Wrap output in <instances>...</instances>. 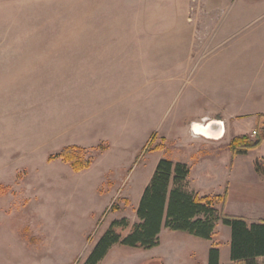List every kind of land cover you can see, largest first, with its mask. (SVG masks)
<instances>
[{"label":"rangeland","instance_id":"obj_1","mask_svg":"<svg viewBox=\"0 0 264 264\" xmlns=\"http://www.w3.org/2000/svg\"><path fill=\"white\" fill-rule=\"evenodd\" d=\"M263 15L264 0H0V264H86L115 220L126 237L143 175L189 161L192 126L180 135L200 113L225 122L226 143L264 136ZM80 140L90 168L50 160ZM226 150L210 196L264 218V142ZM147 251L116 244L99 264Z\"/></svg>","mask_w":264,"mask_h":264},{"label":"trees","instance_id":"obj_2","mask_svg":"<svg viewBox=\"0 0 264 264\" xmlns=\"http://www.w3.org/2000/svg\"><path fill=\"white\" fill-rule=\"evenodd\" d=\"M264 136L251 140L247 136L235 137L230 148L233 157L259 148ZM85 148L78 145L64 147L50 160L61 158L73 170L80 172L90 168L92 157H84ZM257 171L261 168L257 167ZM190 167L182 162L161 159L151 182L146 187L137 208L139 222L131 232L122 237L117 227H126V221H113L111 227L101 237L86 264H99L116 244L132 248L151 249L160 244V233L165 225L170 230L186 232L190 235L211 240L217 234L220 221L232 232L231 259L243 264H258L257 258L264 257V221L249 224L245 217L226 212L228 191L219 196H200L187 189ZM264 174V172H263ZM173 186V188H172ZM222 208H217V202ZM220 250L213 247L209 253V264H219Z\"/></svg>","mask_w":264,"mask_h":264},{"label":"crops","instance_id":"obj_3","mask_svg":"<svg viewBox=\"0 0 264 264\" xmlns=\"http://www.w3.org/2000/svg\"><path fill=\"white\" fill-rule=\"evenodd\" d=\"M226 16L230 18L232 17L231 15H226ZM261 20L264 21V15L253 20V23H259ZM239 21L246 22V19L245 17H243V20L240 18ZM242 26L243 25L239 26L237 29H239ZM50 48L51 50L54 51L56 50V47H50ZM73 49H78V47H73ZM63 53L66 54L69 52H63ZM71 53L73 54L79 52L72 51L70 52V54ZM97 76H99L97 72L96 74H89V73L87 74V72H83L80 73V78H81L80 80L86 82L88 78L89 79H92L93 77L97 78ZM95 102H97L96 104L97 109L96 110L94 109L92 112H90L87 115H90V117L98 118L102 114L101 111L102 100L100 96L98 99H95ZM106 109L110 110V108L107 107L105 108V110ZM209 117L210 115L207 114L203 115L202 113L192 117L188 122L185 123L183 128L184 130L180 136H182V138L183 136L185 137V135L187 136L190 125L192 126L195 123L218 121ZM200 119H202L204 122H201ZM219 121H221L224 124V133L221 137L215 139L216 137L205 138L203 136L194 135V137H190V138L188 136L187 140H185L186 142L183 143L179 142L178 149H184L188 151V154L185 151V154L188 155V160H189L188 162H182V160H180L179 158L181 157L179 154L172 156L173 159L176 160L177 162H182L190 166L191 171L186 182L187 189L189 191L199 194L200 196H210L216 194L214 190L218 189L219 186L216 185L214 187V190H212L210 189L211 188L210 184L213 183L217 177V171L220 168L219 160L225 157L226 155L225 151H227L226 150L227 148L231 150L230 143H226L223 141V138L225 137L226 134V124L223 120H219ZM83 140H80L81 142L76 141L74 143H71V145L83 146L85 145ZM100 140H103V138L99 139V141ZM205 144H207V146H205ZM66 146H70V145H66ZM181 153L182 152H180V154ZM231 161H229V163L226 162V170H227V164L229 166L231 164ZM196 167H197V171H194V168ZM230 169H229V174H230ZM154 173L155 172L152 170V172L143 175V179H142L143 185L139 188L138 203L140 202L146 187L151 182ZM204 182L206 184H204ZM200 184L201 185L203 184L204 186H201ZM221 187H223V185ZM227 208H228V202H227ZM227 208H226V212L230 214ZM259 214L260 213L256 212L255 218H251L252 216H248V215H239V216L245 217L247 222L249 224H252V223H259L261 221H264V218L262 216H259ZM216 230H217V234L213 237V239L206 240L190 235L186 232L170 230L164 225L160 233V244L156 247L148 249L150 252H152V254L148 255L144 262L145 264L148 263L158 264V262H160L159 264H209L210 250L213 247H218L220 250L219 264H243L242 262H236L231 259V240H232L231 228L223 224L222 221H220L217 225ZM216 238H219V241L218 240L216 241ZM183 248L184 251L182 253L181 249ZM182 254L184 257L182 256ZM257 263L264 264V257H258Z\"/></svg>","mask_w":264,"mask_h":264},{"label":"bare ground","instance_id":"obj_4","mask_svg":"<svg viewBox=\"0 0 264 264\" xmlns=\"http://www.w3.org/2000/svg\"><path fill=\"white\" fill-rule=\"evenodd\" d=\"M207 123H209V121H207L205 123H195V124H199L201 127L206 128ZM208 129H209V134L211 131L214 132L215 134H213V135H216L215 139H217V138L221 137L224 133V124L219 120L218 121H211V124H209ZM199 134L200 135H206L204 133H199ZM209 134H207L206 136L209 137Z\"/></svg>","mask_w":264,"mask_h":264},{"label":"clouds","instance_id":"obj_5","mask_svg":"<svg viewBox=\"0 0 264 264\" xmlns=\"http://www.w3.org/2000/svg\"><path fill=\"white\" fill-rule=\"evenodd\" d=\"M192 130L194 133H204V134H209V129L201 127L199 124H194L192 126Z\"/></svg>","mask_w":264,"mask_h":264},{"label":"water","instance_id":"obj_6","mask_svg":"<svg viewBox=\"0 0 264 264\" xmlns=\"http://www.w3.org/2000/svg\"><path fill=\"white\" fill-rule=\"evenodd\" d=\"M209 124H211V121H209V123H207V127L206 128H208ZM213 134H215V133L211 131L210 134H209V137H207L206 135H200L199 133H196V135L203 136L205 138H215L216 135H213Z\"/></svg>","mask_w":264,"mask_h":264}]
</instances>
